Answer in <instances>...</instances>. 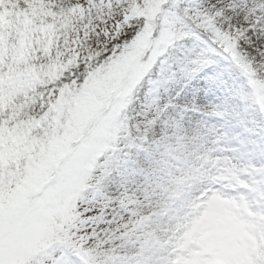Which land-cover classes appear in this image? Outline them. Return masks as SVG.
Wrapping results in <instances>:
<instances>
[{"label": "snow or ice", "instance_id": "obj_1", "mask_svg": "<svg viewBox=\"0 0 264 264\" xmlns=\"http://www.w3.org/2000/svg\"><path fill=\"white\" fill-rule=\"evenodd\" d=\"M0 264H264V0H0Z\"/></svg>", "mask_w": 264, "mask_h": 264}]
</instances>
